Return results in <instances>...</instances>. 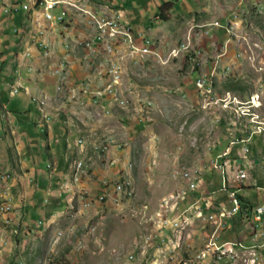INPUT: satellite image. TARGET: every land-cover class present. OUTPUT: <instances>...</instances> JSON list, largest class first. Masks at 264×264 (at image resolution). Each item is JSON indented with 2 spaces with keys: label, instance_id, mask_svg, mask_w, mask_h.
<instances>
[{
  "label": "rangeland",
  "instance_id": "374dc122",
  "mask_svg": "<svg viewBox=\"0 0 264 264\" xmlns=\"http://www.w3.org/2000/svg\"><path fill=\"white\" fill-rule=\"evenodd\" d=\"M111 1L113 2V0H102L100 3L109 5ZM1 2L0 0V8ZM256 3L264 5V0H134L131 2L130 9L126 8L127 16L137 29H144V32L153 37L156 50L163 57L162 61L156 58L125 60V75L120 76L121 90L132 100L140 98L146 104L152 105L143 107V116L147 121L144 122V134L135 131L132 140H129L127 130L122 126L125 122L122 118H127V122L137 123L139 109H134V106L111 104V108L116 106L124 111L122 115L112 108L111 114L109 111L90 106L88 99L84 103L76 99V102L70 103L65 97L66 93L59 94L60 97L52 89L48 92L52 98L50 103L39 101L36 97L31 98V96H39L34 91H31L30 95L24 93L18 95L21 88L14 89L11 95L7 92L2 97L1 101L5 102L3 107L9 112L10 127L17 134L13 136L11 130L6 128L7 122L1 119L3 111L0 108V191L6 186L7 179L11 178L8 186H11L13 194L11 197L15 196L18 204H16L15 216L13 213H0V217L13 216L16 223L12 228L5 229L6 233L3 230L0 231V264H152L158 257L163 264L218 262V255L205 254L209 249V243L214 238L216 222H206L204 215H190V223L193 225L189 226V221H181V231L169 234L171 244H181L177 248L174 261L170 259L168 252L164 251V246L158 245L157 241L156 243L151 241L164 228L162 214L168 213L165 214V223H172V217L177 215V206L180 204L179 195L187 186V182L175 179V173L187 172L194 175L196 171H199L200 180L198 181L201 183L199 182L198 188L200 187L199 190L202 193L200 201L205 199L213 208L219 207L226 200V191L222 190L221 185L216 184L218 174L211 165L216 155L210 156V152L217 147L220 136L224 140L233 135L241 137L244 133V125L250 117L242 115L239 108L246 105L238 107L240 105L238 102L248 103L253 100L254 95L260 96L259 110L256 108L250 110L264 119V9L262 13L256 12L254 10ZM167 4H172L171 10L165 12L169 20L161 22L157 15ZM80 8L83 9V7ZM88 8L97 10L91 6ZM73 9L77 12L71 13L68 20L71 29L74 31L77 29L79 34L85 37L92 34V29L86 26L87 17L77 8ZM0 12L3 14L2 10ZM58 12L59 10L56 11ZM234 13H239L240 23L235 25L233 32L241 38V42L239 44L231 42L226 55L223 56L225 50L222 46L230 34L224 31L223 33L216 27L197 28L194 32L199 35L193 32L189 44L187 37L192 24L209 25L218 22L226 25ZM1 21L0 17V36L10 44L13 35L11 32H5L6 27ZM207 31L208 34H206ZM21 38L22 40L27 38L29 42L34 40L28 33L21 34ZM185 42L188 44L186 45ZM184 45L187 47L184 48ZM23 46L20 43L15 50L16 53L24 49L25 46ZM2 47L0 45V53L4 52ZM188 48H190L189 52ZM194 50L200 53V59L197 57V61L190 59ZM231 50L234 51L231 52ZM9 52H11L10 49ZM73 58L71 86L76 87L73 85L79 84L80 80L86 78L91 79L90 83L93 85L92 74L96 72V66L100 61L97 59L96 64L89 63L88 54L82 51L73 54ZM233 58L237 60L235 63L240 65L237 70L224 63L227 59L231 62ZM203 63H207L208 66L206 64L203 67ZM50 64L47 63L41 69H36L33 73L37 75L36 81L43 77L41 75L43 72L49 77ZM215 68L217 75L214 78L212 98L206 97L202 94L204 92L196 86V81L204 71L212 72ZM16 73L18 74L19 71ZM24 79H26L25 76ZM235 87L240 92L232 93ZM76 94L79 99V94ZM217 98H221L219 103L216 101ZM16 100L22 101L19 112L27 110L25 123L29 122L33 145L40 155L38 165L42 170H46L49 159L42 149L44 141L39 121L33 114L36 110L40 111L39 106L43 109L42 107L47 105L50 107L51 104L50 109L54 111V114L57 113L60 117L64 114L66 121L73 125L79 124L78 117H85L89 121L95 138V141L90 143L95 153L93 159L87 162L84 160L89 166V171L95 166H99L102 172L106 169L103 165L107 163L105 157L107 151H97L95 147L106 145L109 146L110 151L111 149L117 151L118 143H130L132 156L129 161L132 162H127V171L111 170L107 175L96 176L97 179L94 180L96 185L90 189H92V195H97L96 188L99 187L98 184L102 179L116 182L119 175L126 176L132 180L131 190L134 189L135 195L133 200L121 206L108 204L83 209L81 193L69 190L73 195L70 194L66 198L72 207L66 216L61 217L50 227H43L41 233H38L35 223L34 225L28 223L30 227L28 225L25 227V224L20 225L18 219L21 214L26 213V216L30 218L31 213L33 214L37 209L41 210L42 207L41 203L36 208L31 207L27 195L34 192V188L31 187L32 185L27 186L21 183L23 179H26V172L21 170L20 161L24 163L26 159L32 160V158L19 147L21 146L19 145L20 122L12 123L16 117L21 116L12 113ZM9 101H13L12 105H9ZM225 102L230 104L228 109L224 108L227 104ZM82 110H86V113ZM151 116L153 120L149 122L147 119ZM48 118L49 116H46L45 120L48 121ZM34 124H38L37 129L34 128ZM255 127L264 128V126ZM95 131H97L96 134ZM60 134L65 135L64 129L60 131ZM251 135L253 140L250 143L254 142L257 146V141H261V145H258V157L252 154V158L264 161L262 152L264 136ZM256 136L258 138L254 141ZM153 141L157 143L156 148ZM228 144L229 141H224L223 144L218 145V153L226 151ZM50 145L53 155H58L59 141L51 142ZM210 147L213 148L210 149ZM16 149L20 152V157L16 154ZM73 161L75 167H73L72 179L75 185H79L80 181H76V176L80 174L79 164L78 160ZM209 165L215 172L212 180H208L211 179L208 177L212 174ZM203 166L206 167L205 170ZM263 167L261 165L257 170L250 172L252 176L249 180L250 184L258 180L261 182L260 185L264 186ZM109 168L112 167L109 166ZM88 176L89 174L86 177ZM229 177L232 175L229 174ZM126 181L128 182V179H121V183L128 185ZM243 192L245 195L249 194L248 196L256 203L264 202V193H257L253 189ZM60 194H64L62 190ZM77 200L81 204L75 208L73 202ZM0 201L13 204L3 192H0ZM70 214L73 217L71 219L68 216ZM0 228L2 229L1 223ZM15 228H20V235L16 236ZM249 233L250 226L246 224L241 228L238 239L244 240ZM130 255H133L131 261ZM239 264H247V262L240 261ZM252 264H264V260H254Z\"/></svg>",
  "mask_w": 264,
  "mask_h": 264
},
{
  "label": "built area",
  "instance_id": "2783aa9c",
  "mask_svg": "<svg viewBox=\"0 0 264 264\" xmlns=\"http://www.w3.org/2000/svg\"><path fill=\"white\" fill-rule=\"evenodd\" d=\"M82 6V14L87 17V27L93 31L92 34L90 33L86 37L82 35L77 36L69 27L70 22L68 20L70 19L71 13H73L69 5V0H38L34 4V9L39 8L41 10L43 21V25L40 26L36 33L34 46L40 58L51 63L49 69L50 75L54 79L56 94L66 93L65 97H67L70 103L76 102L77 100L78 102L84 103L88 99L94 107L109 111L111 114V104L134 106V109H139L137 123H144L146 118L143 116V107L152 105L146 104L140 98L139 100H132L127 97L120 88V76L125 75L124 63L127 58H156L162 61L163 57L156 50L153 39L144 32L145 30L139 31L134 28L128 20L125 11L117 10L121 11V18H114V14L98 16L96 12L91 11L86 5ZM263 9L264 5L260 3H256L254 6V10L258 13H262ZM58 10L59 12L56 13ZM4 11H6V15L8 13L17 14L21 11L29 13L32 11V8L31 5L26 3L18 7L4 8ZM238 22L240 23V15L239 13H234L232 19L230 18L226 25L214 22L210 26H207L216 27V29L224 30L226 34H230L224 46H222V49L225 50L223 56L227 54L231 42L234 44L241 42V38L233 32ZM203 28L205 27L198 29ZM116 29L129 30V39H132V48H124V43H121V39L114 37V30ZM14 32L18 33V29H15ZM193 32L194 30H192ZM208 33L207 31L206 34ZM194 34L199 35V33L195 32ZM189 50L190 48H188V52ZM80 51L88 54V59H90L89 63L96 64L97 59L100 63L96 66V72L92 74L93 85L90 83L91 79L86 78L85 80H80L79 84L73 85L76 87H72L70 82L73 78V54L80 53ZM193 52L190 59L194 61H197V57L200 59V53L197 50ZM30 56H32L31 51H27L25 57ZM203 64L202 66L204 67L207 63ZM27 70V75L32 76L36 68L31 65L27 67ZM216 71V68L212 72L204 71L198 76L196 81V86L202 92H209V97H211L210 88L213 87L214 78L217 75ZM18 74L16 76H18L19 81L14 85L13 90L16 88H25L21 81L22 74L20 72ZM76 93L79 94V99ZM255 97H258V100H260V96L254 95L253 100L248 103L238 102L240 103L238 107L241 105H249L250 109H254ZM36 99L50 103L52 98L45 94L36 96ZM216 101L219 103L221 98H217ZM248 117H250V120L246 121L247 124L244 125V135L242 134L241 137L233 136L230 147L212 160L211 165L213 169L222 176V190L226 191V200L216 208H213L205 199L200 201L201 197L197 198L198 201L194 199L196 202L189 203L188 198H192L195 193L199 192L200 187L197 191H189L188 184L180 192V204L177 206V216H173L172 223H165V214L167 212L162 214L164 228L151 242L156 243L157 241L158 245L164 246V251L168 252L170 259L173 261L177 256V248L181 244H171L169 234L170 232L181 231V221H189V226L193 225L190 223V215H204L206 216V222H216L214 238L209 243V249L205 253L218 255V262L212 264H239L240 261H247V264H252L254 260H264V202L253 209L251 219L246 223L247 226H250V233L247 238L244 240H225L226 235L234 227V219L243 210V204L238 197L240 190L230 189L229 187H236L237 185H241L242 187L254 186L257 192L264 193V186L258 185V180L253 181L251 184L249 183V180L252 178L250 172L255 171L261 165L264 166V161H260L256 166L255 160L251 158L253 143H249V136L254 134V127L264 126V119H261L259 114L252 113L251 110ZM259 136H264V133ZM77 143L79 146H84L85 144L81 142V139H78ZM235 146H240L242 158H231L232 148ZM124 147H127V144L118 143L117 151H124ZM95 149L102 152L110 151L109 146L106 145L95 147ZM78 164L80 165V175L78 176L80 177V193L83 209L108 204H115L117 206L128 204L132 189V180L129 177H121L119 175L116 182L102 179L101 183L98 184L99 187L96 188L97 195H92V189H84L81 186L82 181L89 174V166L84 160H78ZM118 164V161L110 162L111 167L117 166ZM124 171H127V163L125 164ZM229 174L232 177H229ZM195 177H200L199 171L195 172ZM121 179H128V187H121ZM61 189H63V184ZM71 190H73L72 183ZM64 193L67 194V190H64ZM44 202L45 205H49L50 199L47 198ZM6 206L7 209H13V216H15L17 205L14 198L13 204ZM185 206L186 208L184 209ZM13 216L11 220H14ZM43 224L44 221L40 220L37 227H42ZM159 252L161 253V251ZM132 258L133 255H130V261ZM152 264H163V262L159 261L158 257L157 261L155 260Z\"/></svg>",
  "mask_w": 264,
  "mask_h": 264
},
{
  "label": "crops",
  "instance_id": "0c3cea01",
  "mask_svg": "<svg viewBox=\"0 0 264 264\" xmlns=\"http://www.w3.org/2000/svg\"><path fill=\"white\" fill-rule=\"evenodd\" d=\"M1 1L2 2H1L0 11L1 10L3 11V14H1V12H0V17L2 19L1 23L3 26L6 27V29H4L5 32L6 33L11 32V34L14 36V37L12 36L13 39L10 42V44L5 39L1 38V36H0V42H1L0 45H2L3 46L2 49H4V52L0 53V108L3 111L1 113V119L2 120L5 119L4 121L7 122L6 128L8 130H11V133L14 136L15 133L17 134V132L11 129V127H10L11 124L9 123V112H7L5 110V108L3 107L5 102H2L1 100H2V97L6 95L7 92H9L10 95L12 94L11 92H13L14 85L19 81L18 76H16L19 74H17L16 72L19 71L22 74V80L21 81L25 87V89L23 88L21 90V92L18 93V95L21 93H24L26 95H30L31 91L37 92L39 95H45V94L48 95V92H50L51 89L53 92L55 91V89H54V79L50 78L51 77L50 71H49V77L47 75H45L43 72V74H41V75H43V77L42 78L40 77L39 81H36V79H35L37 77L36 74H33L32 76L27 75L28 74L27 73L28 72V70H27L28 66L32 65L36 69H41L42 66H44L47 63H50V61L43 60L40 58V55L34 46L35 39H36V33L38 32L40 26L43 25V21H42V17H41V10L39 8L34 9V4L38 0H1ZM132 1H134V0H128V1L127 0H113V2L111 1L109 3V5L104 4V3H100V1H95V0H69V3L76 5V6H79V7H83L82 5H86L87 8L89 6H91L92 8L100 10V11L105 12L107 14H111L117 10H123L127 14L126 8L130 9ZM82 2H84V3L82 4ZM26 3L31 5V8H32V11L29 13H25V12L21 11L18 13L19 15L16 17L11 16L12 13H9L8 15H6L4 13V8L18 7V6H22L23 4H26ZM71 9L73 12H77V11H75V9H73V8H71ZM97 10H94V11H97ZM127 18L130 21V23L132 24V22L128 16H127ZM213 23H210L209 25L192 24V28L190 29V33L187 37V39L190 41L189 44L191 43V37L190 36L192 35V30H195V29L201 28V27H207ZM132 25L134 26V24H132ZM86 26H87V24H86ZM69 27H70V25H69ZM134 28L137 29L136 26H134ZM15 29H18V32H19L18 36H15V32H14ZM70 29H71V27H70ZM71 30L73 32H75V34L77 36L81 35V34H79V31L77 29L75 31H74V29H71ZM137 30H139V29H137ZM139 31H141V30H139ZM221 32H223V31L221 30ZM27 33L29 34L30 37H32L34 39V40H32V42L27 41V38L22 40L21 34L24 35ZM149 36L151 37V35H149ZM151 38L153 39V37H151ZM223 40H224V38H223ZM194 41H195V39H194ZM20 43L22 45H24L25 48L22 49L21 51H19V53H16L15 50L19 47ZM185 44L187 45L188 43L185 42ZM186 47L187 46L184 45V48H186ZM9 49L11 50V52H9ZM27 51H31L32 56L25 57V53H27ZM232 51H234V50H231V52ZM225 61L226 62H224V63H227V65L233 66L234 70L235 69L237 70L238 66H240L239 64L235 63V61H237V60H235L234 58L231 60V62L228 59ZM73 64H74V62H73ZM73 67H74V65H73ZM43 71H44V69H43ZM24 76L26 79H24ZM44 82H46V83H44ZM11 88H12V90H11ZM187 90L189 91L188 87H187ZM236 92H240L237 89V87H235L233 89L232 93H236ZM31 97H33V96H31ZM34 97H36V96H34ZM239 97H241L243 99L245 98L243 95H239ZM259 101L260 100H254V102H256V103H260ZM12 103H13V101H9V105H12ZM21 103H22L21 100H16L14 103V112H12V113H14L16 115H21V116L16 117V119L12 123L17 124V122H20L19 132H20V138L21 139H19V142H20L19 145H21V146H19V147L24 149L26 152V155L32 158V160L26 159L24 162L25 164L21 163V161H20L21 168H22L21 170H24V172H26V179H23V181L21 183H22V185H27V186L32 185L31 187L34 188L33 189L34 192L28 193V195H27V196H29V204L31 205V207L36 208L38 206V204L41 203L40 206L42 208H41V210L37 209V211H35L33 214L31 213L30 218H28L26 216V213H24L23 215L21 214L19 219H18V222L20 223V225L25 224L24 225L25 227L28 225V223H30V225H34V223H35L36 227H37L38 222L40 220H42V221H44V224L42 225V227L36 228L38 230V233H41L43 230V227H50L51 224L56 223L58 220H60L61 217L66 216L67 212L71 211L72 206L70 205L68 198H66V196L71 194L69 191V190H71V183H72V189H73L72 191L74 193L80 192V184L75 185L73 183V180H72V173H73V167H74V161L73 160L74 159L75 160L83 159L87 162V160L93 159V156L95 153L93 152L92 144H90V143L93 140L95 141V138L93 137V130H92L93 128L90 127L89 121L85 117H81L82 119L80 117H78L77 119L79 121V124L73 125L71 122L66 121L64 114H62V117H60L59 114H57V113L54 114V111L52 109H50V108H52L51 104H50V107H49V105L42 107L43 109H41L40 106L37 104L39 106V109L41 112L36 110L37 112L34 111L33 114H34V118H36V120L39 121L38 124H39V127L41 129V133L43 134V141H44V143H43L44 146L42 147V149L49 159V163H48L49 165L47 164L48 166H46V170H42L40 168V165H38L39 164L38 162H40L39 161L40 155H39L38 150L33 145L34 140H33V136L30 134V131H29L30 130V125L28 124L29 122L25 123V120L27 117L26 116L27 110H25L26 112H23L22 110L19 112ZM89 103H90V106H92L90 101H89ZM113 109L115 110V112H120L122 115L124 113V111L116 108V106ZM54 110L57 111L56 108H54ZM153 110H154V108H153ZM82 111L86 113V110H82ZM83 112H82V114H83ZM46 116L51 117V120L49 122L45 120ZM122 119H124V121H125L122 126H123V128H125L127 130L129 140H132V138H134L135 135H133V134L135 133V131H140V133L144 134V132H145V131H143V129H144L143 127L145 125L144 123L138 124V123H134V121L127 122L126 121L127 118L126 119L122 118ZM147 120H149V122H151L153 120L152 116L150 118L148 117ZM145 122H147V121H145ZM38 124L37 125L34 124L35 129L38 128ZM222 124H224L223 121H222ZM63 129L65 131V135L62 136L60 134V131H62ZM263 131H264V128H262L259 131L257 127H254V134L255 135L258 134V132H261V134H262ZM96 133H97V131H95V134ZM233 136H235V135H233ZM233 136L225 138L226 140L225 139L222 140V137L220 136L218 138L217 147H218V145L223 144L224 141H229L228 147H230V143H231V140L233 139ZM78 139H84L85 140L84 146H79L77 144ZM56 141H59V146L57 149L58 155L54 156L53 152H52V146L50 145V143L56 142ZM48 142H49V144H48ZM156 144L157 143L154 142L155 148H156ZM217 147L214 148L213 150L211 149L213 147H210V149H211V152H210L211 155L210 156H213L214 154L216 156L222 154V153H218ZM240 150H241L240 146L233 147L232 152H235V154L233 155L231 153V158L232 159L242 158V156L240 154ZM16 154L19 157L21 156L20 152L17 151V149H16ZM131 156L132 155H131L130 143L127 144V148L124 151L119 152V151L111 149V151L107 152V154L105 155L106 160H107V163L105 165H103V166H106V169H104L105 171L102 172V169L99 170V166H95L94 168L91 167V170L93 169L92 170L93 172L91 170L89 171L88 178L87 177L84 178L81 186L84 189H88V188L93 189V187L96 185V182L94 181L95 179H97L96 176L102 177L104 175H107L111 170H120V168H121V170H124L125 164L129 161ZM254 160H255L256 164H258L260 162V159L255 158ZM112 161H118L119 164L110 169L109 166H110V162H112ZM93 164H95V163L93 162ZM50 166H51V168H50ZM205 169H206V167L203 166V170H205ZM209 170H210V173L214 172L211 169L210 165H209ZM217 174H219V172H217ZM1 177L4 179L3 176H1ZM7 180L10 183L11 178L7 179ZM199 180H200V177H199ZM5 181H6V179H5ZM8 182L6 183L5 187L1 188L0 192L5 193L6 197L9 198L12 202H13V198H14L16 204H18L15 196L11 197L13 194L11 193V186H8L9 185ZM199 182L201 183V181H199ZM200 183H199V186H200ZM62 184H63V189L67 190V194L64 193L63 189H61ZM187 185H188V183H187ZM61 190H62V193H64L63 195L60 194ZM71 195H73V194H71ZM248 195L249 194H247L246 196H248ZM248 197H250V196H248ZM47 198L50 199L49 205L44 204L45 203L44 201ZM80 204L81 203L78 202V200L73 202V206L75 208L77 206H79ZM68 216H69V219L73 218L71 214ZM175 216H177V215H175ZM11 217L12 216H10V215H5V216L0 217V223L2 224V229L0 228V231L3 230V232H5V229L12 228V226H15L16 223L14 222V220H11ZM30 225H28V226L30 227ZM14 230L16 231V236L20 235V232H19L20 228H18V229L15 228ZM32 232H34V231L32 230ZM170 234H171V232H170Z\"/></svg>",
  "mask_w": 264,
  "mask_h": 264
},
{
  "label": "trees",
  "instance_id": "16d2710c",
  "mask_svg": "<svg viewBox=\"0 0 264 264\" xmlns=\"http://www.w3.org/2000/svg\"><path fill=\"white\" fill-rule=\"evenodd\" d=\"M95 1L102 2V0H95ZM171 8H172V4H167V5H165V6H163L161 8L160 13L157 15L158 19L161 22H167L169 20L168 17L166 16L165 12L171 10ZM18 15H19L18 13L17 14L16 13H12L11 14V16H14V17H16ZM222 31H224V30H222ZM15 36H18V33H16ZM197 71H198V68H197ZM256 138H258V136H256L254 138V141H255ZM258 145H261V141L260 140L257 141V146L254 145V142H253V145H252V151H253L252 154L255 155L256 157H258V154H259ZM262 149L264 150V147ZM262 152L264 153V151H262ZM232 154L234 155L235 152H232ZM211 173L212 174L208 177V178H211V179H208V180H212L213 177H214L215 172H211ZM222 181H223V179H222L221 174H218L216 184H219V186L221 185V188H222ZM260 183L261 182L258 181V185H260ZM229 188L230 189H238V190H240V193H238V197L240 198V200H241V202L243 204L242 212L233 221V226H234L233 229L225 237V240H234V239H238L239 238V233H240L241 228L246 223H248L250 221L251 213H252L253 209L256 206H258V205H260L262 203H259V202L256 203L255 200L251 199V197L246 196L244 194V192H243L244 190L246 191V190H252V189L255 190V192H256V189H255L254 186H249V187L248 186H243L242 187L241 185H237L236 187H229ZM201 196H202V193L199 191V192L195 193V195L192 198H188V201L191 202V203H194V202H196L194 199L197 200V198H199Z\"/></svg>",
  "mask_w": 264,
  "mask_h": 264
},
{
  "label": "bare ground",
  "instance_id": "6f19581e",
  "mask_svg": "<svg viewBox=\"0 0 264 264\" xmlns=\"http://www.w3.org/2000/svg\"><path fill=\"white\" fill-rule=\"evenodd\" d=\"M70 7L71 8H77V10L81 11L83 13V9H81L79 6H76V5H73V4H70ZM114 8V7H113ZM93 11V10H91ZM93 12H96V14L98 16H105V15H112L114 14V18H121V12L120 11H114L113 13L111 14H107L105 12H102L100 10H97V11H93ZM6 14V13H5ZM114 37L115 38H118V39H121V43H124V47L126 48H132V39H129V30L127 29H116L114 30ZM123 76V75H122ZM122 78V77H121ZM122 81V80H121ZM125 82V81H124ZM122 83V82H121ZM23 88H21L22 90ZM212 90H213V87L210 88V95L212 94ZM20 91V89H19ZM19 93V92H18ZM204 96L206 97H209V92H204L202 93ZM34 97V96H33ZM32 98V97H31ZM254 100H258V97H255ZM41 103V102H40ZM224 103V102H223ZM227 103V102H225ZM37 104V103H36ZM45 104V103H43ZM117 105V104H116ZM230 105V104H229ZM228 103L226 104V106L224 108L228 109ZM260 104L258 103H254V108L258 109L260 108ZM120 107V106H119ZM129 107V106H128ZM113 108V107H112ZM111 108V109H112ZM117 108V107H116ZM123 109V108H122ZM240 109V112L242 113L243 116H246L248 117V114L250 113V106L249 105H246L245 107L243 108H239ZM113 110V109H112ZM124 110V109H123ZM259 110V109H258ZM104 111V110H103ZM131 111V110H130ZM237 111V110H236ZM255 114V113H254ZM109 115V114H108ZM48 121H50V117L48 118ZM220 122V120H219ZM215 123V122H214ZM262 127V126H261ZM258 128V127H257ZM262 128H258V130L260 131ZM264 133V131H263ZM258 134H261V132H258ZM253 139V136L251 135V137H249V143L252 141ZM81 142H84L85 143V140L84 139H81ZM79 145V144H78ZM76 164V163H75ZM79 166V170H80V165ZM75 167V166H74ZM77 168V167H76ZM178 172V171H177ZM80 175V174H79ZM174 177L175 179H182L184 181H186L188 184H189V190H193L195 191L198 186H199V181L197 177H195V174L193 175L192 173H187V172H178V173H175L174 174ZM73 180V179H72ZM76 181L79 182L80 181V177L76 176ZM76 182V183H77ZM127 182V181H126ZM128 183V182H127ZM121 187H128V185H126L125 183H121ZM134 190V189H133ZM131 190V197L129 199L130 200H133V197L135 196L134 195V191ZM177 199V198H176ZM175 200V199H174ZM179 201V200H178ZM0 201V213L2 214H11L13 213V209H7V206L6 205H11V204H7V203H2ZM171 203V202H170ZM167 205V204H166ZM78 207V206H77ZM170 209V208H169ZM175 210V209H174ZM163 211V210H162ZM170 211V210H169ZM168 214V213H167ZM167 218V217H166ZM167 222V221H166ZM161 223V222H160ZM247 262V261H246Z\"/></svg>",
  "mask_w": 264,
  "mask_h": 264
}]
</instances>
